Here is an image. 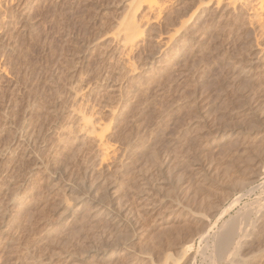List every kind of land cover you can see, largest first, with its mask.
Instances as JSON below:
<instances>
[{
    "label": "rangeland",
    "instance_id": "374dc122",
    "mask_svg": "<svg viewBox=\"0 0 264 264\" xmlns=\"http://www.w3.org/2000/svg\"><path fill=\"white\" fill-rule=\"evenodd\" d=\"M129 1L0 11V264H211L223 223L264 197L256 0L206 7L172 40L198 0H160L149 20ZM130 12L144 34L128 54ZM251 210L233 264H264V203Z\"/></svg>",
    "mask_w": 264,
    "mask_h": 264
},
{
    "label": "bare ground",
    "instance_id": "6f19581e",
    "mask_svg": "<svg viewBox=\"0 0 264 264\" xmlns=\"http://www.w3.org/2000/svg\"><path fill=\"white\" fill-rule=\"evenodd\" d=\"M4 1H5V3L2 4ZM4 1L0 0V11L4 8L3 10H4L5 14L11 15L14 17H17L19 15L21 16L22 14H24L23 12H22V14H20V12L25 10L27 5H29L28 0H4ZM241 1L246 2V4H244V5H247L250 3L249 1H248L249 2L248 3L246 0H198L196 8H194V10L191 11V13H189L190 15H189L188 19H185L186 17L184 19L182 17H180L182 19L179 22V26L174 28L173 32H170V36L168 37V40H172L176 33L181 32L183 30H186L187 32L188 31L191 32L193 23L200 16L199 12H201L202 10H205L206 7H210V6L214 5L212 8V13L216 14V12L219 11L223 5H226L227 8L233 7L235 10V8H237L236 6ZM129 3H130V5H133L132 8L137 7V6L140 7L143 4L147 5L148 15L145 14V15H147V16H145L146 20H149L150 15L154 14L155 12L156 13L158 12L159 14H161L162 9H163V7H162L163 2L160 0H130ZM251 6H252L251 8L254 10V12L257 13L256 17H257L258 21L260 22V34L257 37L258 38L257 41H258V40H260V38H264V0H256V1H254V3L251 4ZM134 9H136V8H134ZM134 12H133V14L130 12L132 14L131 16H128V14H129L128 13L126 15V17L128 16V18L126 19L124 17L126 21L123 20L124 23L122 24V22H121V24H120V25H122V28L120 27L121 30L119 33L123 37L122 38V41H123L122 44L124 45L123 47H127L125 49L127 50L128 54L130 52H132L134 50V48H136L135 46L138 45L139 38H141V36L144 34V31H143L144 29L141 28V24L135 18L136 15H134ZM186 14H188V13H186ZM31 17H29V18H31ZM74 89H76V88H74ZM75 94H76V92H75ZM82 110H84V108ZM79 112H81V111L79 110ZM81 117H82L81 120L83 123L82 125H84L85 128L86 127L89 129L91 128V130L93 131V129H95V126L93 124L94 122L92 120V116L91 115L89 116L87 113L85 114L83 112ZM105 130H106L105 127L101 128V133L99 132V136H101L100 137L101 138L100 139L101 140L100 145H101L102 153L107 157V155L109 156V152L111 150L114 151V148H112L111 143L109 144L108 141H105V139L103 140ZM257 184H259V183H257ZM260 184H261V182H260ZM257 187H258V185L253 184L252 186H250L246 190L251 193ZM261 189H262V187H261ZM244 193L246 194V192H244ZM236 195H237V193H236ZM241 195H243V194L241 193V194L235 196L234 199L232 198L233 200H230L229 204H225L224 208L222 207L221 212H220L221 213L220 217L223 218L225 215L230 214L231 210L240 203ZM250 202H252L253 205L258 206V205L264 203V197L261 198V196H260V198H257L255 201H250ZM245 206L242 209H240L235 215H233V216L231 215V217L223 223V227H221L222 229L220 230L219 236L217 235L216 239L214 240V242L212 244L210 242V244L212 245V247L210 248V249H212V253L210 251L211 261L213 262L211 264H224L225 261L227 264H233L235 262H240L244 259V256L241 254V247L243 245V241L246 237L248 238L250 235H252L253 228H255V226H254L255 223L251 222L253 220L252 219L250 220V215H249L250 214L249 212L252 211L251 210L252 206L249 207V205H246V204H245ZM249 209H250V211H249ZM210 228H212V227H210ZM207 237H209L208 231L204 230L199 234L198 239H200V242L207 239L205 241V242H207L208 241ZM192 239H193V237H192ZM208 242L206 244H208ZM208 246H209V244H208ZM206 249H207V247H206ZM202 253H205V252L203 251ZM208 254H209V252H208ZM186 255H187V252H186Z\"/></svg>",
    "mask_w": 264,
    "mask_h": 264
}]
</instances>
